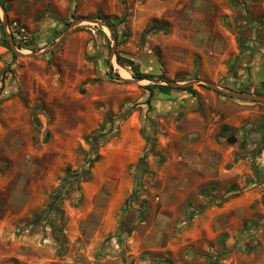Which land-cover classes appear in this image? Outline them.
I'll list each match as a JSON object with an SVG mask.
<instances>
[{
  "label": "rangeland",
  "instance_id": "374dc122",
  "mask_svg": "<svg viewBox=\"0 0 264 264\" xmlns=\"http://www.w3.org/2000/svg\"><path fill=\"white\" fill-rule=\"evenodd\" d=\"M0 4V264H264V102L147 89L264 95V0ZM99 15L112 59L100 20L39 55ZM103 127L100 160L49 214Z\"/></svg>",
  "mask_w": 264,
  "mask_h": 264
},
{
  "label": "trees",
  "instance_id": "16d2710c",
  "mask_svg": "<svg viewBox=\"0 0 264 264\" xmlns=\"http://www.w3.org/2000/svg\"><path fill=\"white\" fill-rule=\"evenodd\" d=\"M97 19L103 21L111 29L114 37L116 38V33H115L116 24L111 22L108 18L100 16V15L97 16ZM117 62L120 66L130 67L133 73V76L136 79L152 81V82L157 81L158 79L161 81H165L164 78L160 76L141 72L139 67L136 66L134 62L131 60L117 56ZM107 65H108L109 73L112 75L114 68H113L111 60L107 61ZM115 75L116 77H119L118 74H115ZM155 88H157L159 92L165 93V94L169 93L171 90H174V89L181 90V91H189L191 93L193 92V90L190 87L174 88L171 86H162V85L148 86L147 89L150 90L151 94H153ZM106 132H108L106 127L105 128L103 127V129H100L96 135L88 139V144L90 145V152L85 157L84 163L79 169L77 170H72L70 168L66 169L65 177L63 178L56 192L52 195L51 201L47 206V211L49 214L58 211L59 206L62 205L67 195L71 193L72 191L79 189L80 183L86 180L87 176L90 175L93 166L95 165V163H97L100 160V156L98 153V147L101 144L102 140L105 138ZM139 165L143 171H146V157L145 156L141 158ZM222 239H224V237H222L221 240ZM227 253H228L227 250H225L224 255H227ZM215 263L217 264L216 260H215Z\"/></svg>",
  "mask_w": 264,
  "mask_h": 264
},
{
  "label": "water",
  "instance_id": "95a60500",
  "mask_svg": "<svg viewBox=\"0 0 264 264\" xmlns=\"http://www.w3.org/2000/svg\"><path fill=\"white\" fill-rule=\"evenodd\" d=\"M0 8L3 10L4 14L6 13L4 7L0 4ZM83 21H88V22H98L99 19H89V20H83V19H78L76 20L75 22H73L71 24V26L66 30V32L63 34V36L56 42L53 44V46L40 53L39 55H42V54H46L47 52H49L50 50L56 48L69 34L70 30L75 27L78 23L80 22H83ZM101 21V20H100ZM4 25H5V17H4ZM106 25V24H105ZM107 26V25H106ZM108 27V26H107ZM109 28V27H108ZM110 29V28H109ZM111 31V29H110ZM111 35H112V38H113V48L111 50V59L113 58L114 56V47L116 46V38L114 37L112 31H111ZM11 48L12 50L18 54V55H21L20 52H18L14 42L11 41ZM35 56H37L36 54H33ZM116 76V75H115ZM138 81H143V80H139L137 79ZM195 84H203L205 86H207L208 88L210 89H213V90H216L220 93H223L225 95H228L232 98H237V99H240V100H245V101H258V102H264V95H258V94H247V93H242V92H234V91H227V90H222L220 89L218 86H216L215 84L211 83V82H208V81H204L202 79H197V80H194V81H191V82H188V83H184V84H179V83H176V82H170L169 85L170 86H173V87H191ZM234 140H230V142H233Z\"/></svg>",
  "mask_w": 264,
  "mask_h": 264
}]
</instances>
